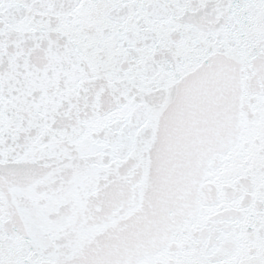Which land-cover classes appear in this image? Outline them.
<instances>
[{"label":"snow or ice","instance_id":"obj_1","mask_svg":"<svg viewBox=\"0 0 264 264\" xmlns=\"http://www.w3.org/2000/svg\"><path fill=\"white\" fill-rule=\"evenodd\" d=\"M0 264H264V0H0Z\"/></svg>","mask_w":264,"mask_h":264}]
</instances>
